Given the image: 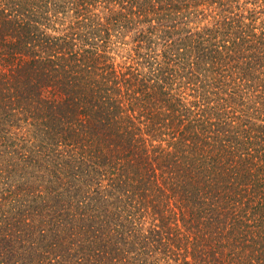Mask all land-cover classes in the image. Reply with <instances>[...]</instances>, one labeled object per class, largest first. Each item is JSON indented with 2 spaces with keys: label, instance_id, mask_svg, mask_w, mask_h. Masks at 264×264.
Returning <instances> with one entry per match:
<instances>
[{
  "label": "trees",
  "instance_id": "trees-1",
  "mask_svg": "<svg viewBox=\"0 0 264 264\" xmlns=\"http://www.w3.org/2000/svg\"><path fill=\"white\" fill-rule=\"evenodd\" d=\"M0 264H264V0H0Z\"/></svg>",
  "mask_w": 264,
  "mask_h": 264
}]
</instances>
